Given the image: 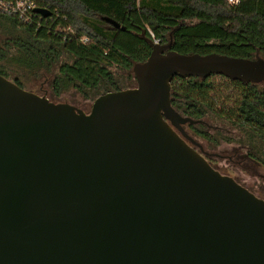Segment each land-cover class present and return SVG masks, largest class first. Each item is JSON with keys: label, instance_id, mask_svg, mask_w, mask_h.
Returning a JSON list of instances; mask_svg holds the SVG:
<instances>
[{"label": "water", "instance_id": "obj_1", "mask_svg": "<svg viewBox=\"0 0 264 264\" xmlns=\"http://www.w3.org/2000/svg\"><path fill=\"white\" fill-rule=\"evenodd\" d=\"M35 11L48 16V9ZM151 46L90 110L0 74V264H264V199L213 168L174 76L264 84V59Z\"/></svg>", "mask_w": 264, "mask_h": 264}, {"label": "trees", "instance_id": "obj_2", "mask_svg": "<svg viewBox=\"0 0 264 264\" xmlns=\"http://www.w3.org/2000/svg\"><path fill=\"white\" fill-rule=\"evenodd\" d=\"M50 14L38 28L0 13V74L14 82L53 75L51 93L82 99L120 90L111 70L130 72L149 56V28L179 53L264 59V0H34ZM86 38V41H83ZM171 104L193 119L210 113L258 140L264 167V84L222 74L174 76ZM192 125V124H190ZM207 136L206 132H199Z\"/></svg>", "mask_w": 264, "mask_h": 264}, {"label": "rangeland", "instance_id": "obj_3", "mask_svg": "<svg viewBox=\"0 0 264 264\" xmlns=\"http://www.w3.org/2000/svg\"><path fill=\"white\" fill-rule=\"evenodd\" d=\"M121 89L135 86L132 73L112 67ZM15 74L9 75L14 81ZM53 75H46L32 81H23V87L41 95H46L54 102H68L87 111L93 99L85 100L81 96L72 95V91L54 97L51 93ZM202 120L204 124H185L184 130L209 153L207 160L219 172L233 177L258 197L264 199V167L253 158L258 156V140L249 131L235 126L223 119L207 113ZM199 132H206L203 136Z\"/></svg>", "mask_w": 264, "mask_h": 264}, {"label": "built area", "instance_id": "obj_4", "mask_svg": "<svg viewBox=\"0 0 264 264\" xmlns=\"http://www.w3.org/2000/svg\"><path fill=\"white\" fill-rule=\"evenodd\" d=\"M231 4H237L239 0H227ZM38 8L34 0H0V13L15 16L28 24H34L37 28L41 26L46 18L35 11ZM43 9H48L43 7ZM149 38L156 44H161L159 38L147 28ZM86 41V38H83Z\"/></svg>", "mask_w": 264, "mask_h": 264}, {"label": "flooded vegetation", "instance_id": "obj_5", "mask_svg": "<svg viewBox=\"0 0 264 264\" xmlns=\"http://www.w3.org/2000/svg\"><path fill=\"white\" fill-rule=\"evenodd\" d=\"M90 110V109H89ZM88 111V110H87ZM192 125H195V124H192ZM203 125V124H202ZM183 127H184V125H183ZM184 129V128H183ZM185 131V130H184ZM186 132V131H185ZM186 134H187V136L188 137H190V139H187V141H188V143L190 144V145H192L197 151H200L202 154H203V156L206 158V160H207V158H208V156H209V153L207 152V151H205L203 148H202V146L199 144V143H197L194 139H193V137H191L187 132H186ZM208 161V160H207ZM209 162V161H208ZM210 164V163H209ZM211 165V164H210ZM212 166V165H211ZM213 167V166H212ZM214 168V167H213ZM217 170V169H216ZM221 173V172H220Z\"/></svg>", "mask_w": 264, "mask_h": 264}]
</instances>
